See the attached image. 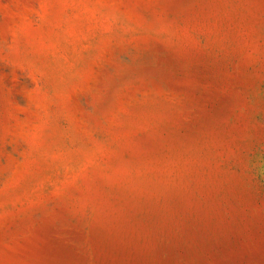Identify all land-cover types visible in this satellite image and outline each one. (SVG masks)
I'll list each match as a JSON object with an SVG mask.
<instances>
[{
    "label": "rangeland",
    "instance_id": "374dc122",
    "mask_svg": "<svg viewBox=\"0 0 264 264\" xmlns=\"http://www.w3.org/2000/svg\"><path fill=\"white\" fill-rule=\"evenodd\" d=\"M0 264H264V0H0Z\"/></svg>",
    "mask_w": 264,
    "mask_h": 264
}]
</instances>
